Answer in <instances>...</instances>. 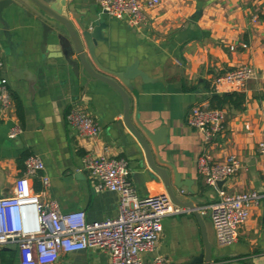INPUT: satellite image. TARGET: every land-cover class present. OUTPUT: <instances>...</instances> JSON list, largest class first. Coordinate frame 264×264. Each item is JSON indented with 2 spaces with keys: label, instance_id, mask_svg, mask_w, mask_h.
<instances>
[{
  "label": "crops",
  "instance_id": "0c3cea01",
  "mask_svg": "<svg viewBox=\"0 0 264 264\" xmlns=\"http://www.w3.org/2000/svg\"><path fill=\"white\" fill-rule=\"evenodd\" d=\"M39 1L58 11L70 5L73 10L67 16L73 24L75 10L99 13L106 23L102 31L106 42L95 49L97 62L113 72L136 62L146 74L150 81L135 78L130 83L129 119L142 135L140 127L150 133L153 159L161 158L172 167L165 166L175 195L193 201L198 209L214 202L217 193L197 173L202 138L187 126L186 118L194 105L208 99L216 77L241 66L251 67L255 77L239 92L244 103L240 109L225 108V129L212 153L219 161L234 155L240 162L239 172L224 181L222 190L264 192L257 152V145L264 142V0H159L157 7L144 11L145 23L140 28L102 14L94 0ZM27 4L30 12L19 5L15 16L7 19V30L0 25V74L23 110L21 124L13 101L7 110L0 108V198L12 195L15 180L22 175L23 164L20 167L18 160L36 155L44 163L49 185L44 189L35 182L34 189L55 200L61 212L82 210L88 221L115 218L119 197L93 192L83 170L88 153L125 159L139 198L166 194L161 177L148 167L141 144L123 121L119 94L102 82L89 80L86 85L55 69L52 47L41 51V23L47 16ZM6 33L14 51L7 45ZM242 44L247 47L241 48ZM231 46L235 51H230ZM78 107L99 125L96 139H80L68 125L67 114ZM15 126L21 133L10 139ZM202 218L213 248V264H264V201L251 209L237 241L229 246H217L208 215ZM202 253L199 225L191 214H182L162 220L156 251L143 258L161 255L172 264H189ZM0 264H20L15 245L0 249ZM56 264H109V257L89 249L62 253Z\"/></svg>",
  "mask_w": 264,
  "mask_h": 264
},
{
  "label": "built area",
  "instance_id": "2783aa9c",
  "mask_svg": "<svg viewBox=\"0 0 264 264\" xmlns=\"http://www.w3.org/2000/svg\"><path fill=\"white\" fill-rule=\"evenodd\" d=\"M101 13L133 28L145 23L144 11L154 9L159 0L145 4L139 0H94ZM256 21V19H253ZM246 44L241 48L245 49ZM230 51H235L231 46ZM3 63L0 61V72ZM255 71L249 66L232 69L216 77L207 92L208 99L194 105L186 124L202 138V152L196 170L206 187L214 189L216 200L197 208L201 216L209 217L217 246L235 243L240 228L249 219L251 209L264 201V192L229 194L217 184L234 177L240 170L238 158L231 155L222 161L212 150L225 129V109L212 108L209 98L214 95L242 92L253 80ZM12 105L7 80L0 74V108ZM68 125L80 139L94 140L100 127L81 108H72L66 116ZM21 129L15 126L9 133L15 139ZM259 170L264 174V142L257 145ZM83 170L94 193L112 192L119 197L118 214L104 221H88L82 210L61 212L58 203L35 192L34 184L46 189L49 178L42 159L28 156L23 162L22 175L15 180L13 193L0 198V249L15 245L20 264H56L60 254L97 249L109 257V264H172L161 255L151 260L143 258L156 251L164 218L191 214L175 205L167 194L139 198L130 181V167L123 158L88 153L83 158ZM185 192H181L184 196Z\"/></svg>",
  "mask_w": 264,
  "mask_h": 264
},
{
  "label": "water",
  "instance_id": "95a60500",
  "mask_svg": "<svg viewBox=\"0 0 264 264\" xmlns=\"http://www.w3.org/2000/svg\"><path fill=\"white\" fill-rule=\"evenodd\" d=\"M27 3L41 10L46 14V18L42 20V42L41 51L48 46L52 47L51 60L54 67L60 72L72 76L76 81L84 80L86 85L89 80L102 82L114 89L123 102V121L129 131L135 136L141 144L144 152L145 161L148 167L161 177L165 192L171 201L184 209L191 211V215L195 218L200 228L201 241L203 244V253L193 258L189 264H213L212 245L208 241L205 222L199 214L198 209L191 200L185 201L175 195L170 186L168 170L165 166L172 169L170 165L165 163L161 158L153 159L148 141L152 138L150 133L141 128L142 135L131 123L129 119V95L132 92L131 81L140 78L142 82L150 81L146 74L138 69L136 62L119 72H113L103 68L95 57V49L98 44L106 42V38L102 36V31L106 28V23L100 20V14L90 10L79 12L74 11L75 24H73L67 16V13L73 10L70 5H66L64 11H58L52 4L46 5L39 0H0V25L5 30L8 29V18H12L16 14L18 6L26 8L30 12ZM104 14V13H102ZM8 40L7 45L10 50L14 51L10 42L9 34H5ZM14 72V70H13ZM19 73V72H18ZM19 74L14 76L17 78ZM224 182H219L217 187L222 188ZM191 196L194 194L191 193Z\"/></svg>",
  "mask_w": 264,
  "mask_h": 264
},
{
  "label": "trees",
  "instance_id": "16d2710c",
  "mask_svg": "<svg viewBox=\"0 0 264 264\" xmlns=\"http://www.w3.org/2000/svg\"><path fill=\"white\" fill-rule=\"evenodd\" d=\"M11 99L13 101V104L15 106V113L17 115V118L19 122L23 123V110H22V104L18 97L11 95ZM209 103L212 108L216 109H225L230 106H232L235 109H240L241 106L244 103V95L240 93H229V94H222V95H214L211 98H209ZM28 156H23L18 160V165L21 167L24 160ZM39 189L35 187V192H38Z\"/></svg>",
  "mask_w": 264,
  "mask_h": 264
}]
</instances>
